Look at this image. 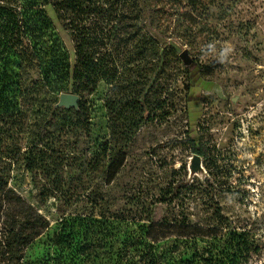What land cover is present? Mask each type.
Segmentation results:
<instances>
[{
  "label": "rangeland",
  "instance_id": "obj_1",
  "mask_svg": "<svg viewBox=\"0 0 264 264\" xmlns=\"http://www.w3.org/2000/svg\"><path fill=\"white\" fill-rule=\"evenodd\" d=\"M65 2L76 7L97 3L104 9L78 17L53 4L46 6L80 74L66 91L81 94L89 118L80 119L74 110H58L53 122L47 123L50 151L33 169L24 151L31 148L33 158L43 156L33 144L41 140L39 128L53 100L38 103L29 129L3 142L0 172L6 182L0 185V264H41L56 255L55 235L77 214L99 218L102 228L96 235L108 244L91 257H81L78 264H121L125 237L118 232L123 222L113 220L116 215L140 220L137 225L164 220L224 231L250 229L254 243L243 264H264V0H135L131 50L139 33L154 34L171 49L164 53L166 64L155 70L151 59L147 63L134 55V78L139 66L150 75L145 93L153 82L164 79L165 103L125 146L118 145L126 161L110 183L106 182L109 159L98 171L89 162L80 171L85 151L96 153L111 140L106 108L111 83L100 76L99 63L108 70L116 67L103 45L112 27L105 13L116 6L113 0ZM184 28L194 30L195 37L183 33ZM186 48L196 61L190 70L180 57ZM88 58L98 64L87 66ZM199 142L211 148L206 177L190 176V158ZM173 180H183L180 193H167V200H159ZM175 237L164 238L157 246V252L166 253L179 243L171 264L193 254L189 242ZM229 237L228 244L221 245V255L235 250ZM211 242L218 239L198 247L208 250ZM128 256L134 264L141 254Z\"/></svg>",
  "mask_w": 264,
  "mask_h": 264
},
{
  "label": "trees",
  "instance_id": "obj_2",
  "mask_svg": "<svg viewBox=\"0 0 264 264\" xmlns=\"http://www.w3.org/2000/svg\"><path fill=\"white\" fill-rule=\"evenodd\" d=\"M65 1L0 0V154L3 153L5 139H12L16 134L29 129L31 126L30 116L35 106L40 102L53 100L46 122L39 128L41 140L33 144L40 147L43 156L33 158V149L31 148L24 151L25 155L30 157L31 169L36 162L45 158L44 154L50 151L45 140L50 136L47 123L53 122L58 110L66 112L74 110L80 119L89 118L88 109L85 106L86 101L82 97L80 109L62 107L52 112L53 105L58 101L54 100L55 95L71 92L66 91L71 79L80 74L76 70L78 67L73 66L69 48L59 34L46 6L53 4L58 11L59 9L63 12L68 10L78 17L81 15L88 17L90 12L104 9L97 3L93 6L76 7L73 4L67 5ZM113 3L116 10L105 13V15H109L112 27L108 40L103 45L113 56L116 67L108 70L99 63L102 70L100 76L109 78L111 83V89L106 96L111 140L104 143L102 149L96 153L91 154L88 148L81 162L82 167L89 162L91 169L95 172L105 165L106 159H109L106 166L107 183L115 179L126 161L123 147L118 149V145L125 146L143 122L157 117V111L163 109L165 103V98H163L166 87L165 80L153 82L149 88L150 94L149 92L145 93V85L149 83L150 75L139 66V69H136L137 76L134 78L135 65L131 66L135 61L134 55L137 58H144L147 63L151 59L153 70H155L160 63L164 65L165 62H162L164 53L168 54L171 49L167 45L161 44L154 34L139 33L138 42L135 43V48L132 51V39L135 34L132 33L134 25L132 15L135 12L133 10L135 0H113ZM190 29L184 28L182 32L192 37L194 30ZM78 55L79 57L83 56L81 51H78ZM79 61L83 64L82 58ZM86 63L87 66L98 64L91 58H88ZM185 67L186 70L191 69V65L185 64ZM95 84L96 82H94ZM78 89L85 90L86 86H79ZM74 93L80 94L79 92ZM142 96L145 99L141 100ZM42 140L46 149L43 148ZM189 140L192 141L190 138ZM197 149L198 145L195 144L193 151ZM93 161L95 162L92 163ZM81 169L83 170L80 171V174L84 171V167ZM1 173L0 185H3L6 179ZM183 184V180H173L168 187L164 188L159 200H167L168 198L165 197L167 193L178 195ZM113 218V220L123 222L118 229V232L123 233L125 237L123 239L125 250L119 251L121 264H132L131 256L128 255L136 253H140L141 257L134 264H171V258L180 246L179 243H174L166 253L164 251L157 252V246L160 240L174 236H176L175 241L181 239V242L187 241L193 246V254L189 256L184 254L179 264L247 263V256L254 243L250 229L238 230L231 227L224 231L216 226H192L187 221L170 223L164 220H154L150 224L137 225L140 220L135 218L129 220L121 216L120 219V216L117 215ZM99 228H102V222L94 214L89 216L77 214L70 217L69 220L63 222L61 230L53 239L58 247L56 255L49 256L40 263L78 264L81 257L84 259V256L91 257L98 253L100 249H104L108 245L104 237L96 235L100 233L98 232ZM226 235L230 236L229 239L235 245V250L232 249L227 255H221V245L228 244ZM217 239V243L211 242V248L208 250H205L206 248L201 250L198 247L201 242Z\"/></svg>",
  "mask_w": 264,
  "mask_h": 264
},
{
  "label": "water",
  "instance_id": "obj_3",
  "mask_svg": "<svg viewBox=\"0 0 264 264\" xmlns=\"http://www.w3.org/2000/svg\"><path fill=\"white\" fill-rule=\"evenodd\" d=\"M180 57L183 59L185 64L194 65L195 59L191 56L189 49H184L180 53ZM80 99L81 96L78 93L74 92H62L58 98V101L53 105L54 112L57 108H75L80 109ZM190 176H194L195 174L203 175L204 168L201 166V157L195 153L192 154L189 162Z\"/></svg>",
  "mask_w": 264,
  "mask_h": 264
},
{
  "label": "flooded vegetation",
  "instance_id": "obj_4",
  "mask_svg": "<svg viewBox=\"0 0 264 264\" xmlns=\"http://www.w3.org/2000/svg\"><path fill=\"white\" fill-rule=\"evenodd\" d=\"M202 133V132H201ZM198 149L196 151H194L193 153L199 155L201 157V166L204 168V174L201 175V174H195V175H198L200 177H203V176H207V173H209V171L207 170V167L205 165V163L207 162V160L210 159V155L209 153L211 152V148H209V145L210 144H207V143H198Z\"/></svg>",
  "mask_w": 264,
  "mask_h": 264
}]
</instances>
